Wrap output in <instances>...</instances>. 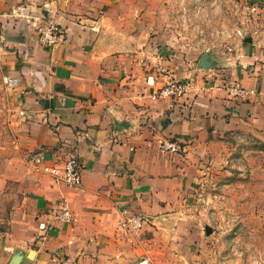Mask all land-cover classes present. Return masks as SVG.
Returning a JSON list of instances; mask_svg holds the SVG:
<instances>
[{
    "label": "crops",
    "instance_id": "1",
    "mask_svg": "<svg viewBox=\"0 0 264 264\" xmlns=\"http://www.w3.org/2000/svg\"><path fill=\"white\" fill-rule=\"evenodd\" d=\"M121 1L0 0L1 75L17 81L7 88L15 150L8 156L0 146L6 165L0 193L13 185L7 167L16 162L14 172L24 177L37 154L59 165L73 157L81 175L76 189L42 174L31 175L29 191L17 186L21 203L0 218L7 226L0 228V264H10L15 254L19 264H104L107 248L113 243L115 250L124 236L145 243L150 264H176L177 241L193 236L187 209H196L199 183L220 139L236 134L264 144V0L255 9L262 25L230 53H209L206 68L200 66L203 54L184 55L163 37L142 42L144 26L119 18ZM46 24L65 33L50 49L37 41V28ZM146 77L157 85L149 86ZM172 78L187 84L186 95L151 99ZM235 83L252 94L232 99ZM167 139L179 142V154L158 153L157 142ZM263 182L241 191V198L248 195L242 222L251 229L264 225ZM63 206L68 223L57 220ZM136 214L145 219L141 230L125 233L122 220ZM226 259L223 264H243Z\"/></svg>",
    "mask_w": 264,
    "mask_h": 264
},
{
    "label": "rangeland",
    "instance_id": "2",
    "mask_svg": "<svg viewBox=\"0 0 264 264\" xmlns=\"http://www.w3.org/2000/svg\"><path fill=\"white\" fill-rule=\"evenodd\" d=\"M257 5V0H122L118 11L119 18L125 23L133 21L136 26H144L141 29L145 31L144 35H139L142 42L160 36L172 49L183 51L184 55L188 51L204 55L230 53L243 44L246 37L262 25V16L255 11ZM11 100L10 91L2 84L0 67V146L8 156H13L15 150L12 144L14 130L8 127L14 120ZM213 154L212 168H208L199 183V198L193 204L196 209L191 204L186 212L194 221L191 223L193 236L184 242L177 241L179 259L176 264H195L199 255L203 256V264H208L210 259L223 264L225 260L229 261L227 255L243 264H264V225L248 228L242 222L241 210L243 201L248 200L244 192L241 198V191L259 186L258 181L264 180V144L251 136L226 135L220 139ZM2 158L0 155V171L4 172L6 165ZM23 162L25 169L27 163ZM15 164L13 161L11 167H7V179L13 185L9 191L0 193L2 219L9 218L10 210L22 201L24 195L17 192V186L21 185L23 191L28 190L34 181L31 175H41L36 167H30L33 172L25 171L29 176L23 177L14 172ZM260 185L264 187V182ZM197 215L201 217L197 219ZM204 223L211 236L205 234ZM0 228L7 230L5 225ZM254 233L259 236L251 237ZM112 247L113 243L104 253V264H137L149 258L145 253L148 248L140 238L124 236L121 242L115 243V250H111ZM241 252H245L242 259L239 258ZM118 253L122 257H118ZM169 264H175V261L169 260Z\"/></svg>",
    "mask_w": 264,
    "mask_h": 264
},
{
    "label": "built area",
    "instance_id": "3",
    "mask_svg": "<svg viewBox=\"0 0 264 264\" xmlns=\"http://www.w3.org/2000/svg\"><path fill=\"white\" fill-rule=\"evenodd\" d=\"M64 30L53 24H46L37 28V41L45 48L50 49L57 46L64 40ZM146 83L149 86H156L157 83L152 77H146ZM2 84L6 88H13L17 85V81L6 76L2 77ZM188 86L184 81L178 79H169L160 87H157L151 99H169L178 100L186 95ZM252 92L244 89L239 83H235L229 90V96L232 99H246ZM156 150L161 155H177L181 151L179 142L172 139L159 140L156 144ZM33 167L42 175L49 176L53 181L62 183L67 188L76 189L81 185L80 166L73 157L66 160L62 165L51 163L44 157L37 154L32 156ZM60 223H68L71 216L68 209L63 206L57 216ZM145 219L142 215L136 214L127 216L121 222V228L125 233H136L141 230ZM40 229H45L43 225H39ZM137 264H150L147 260L142 259Z\"/></svg>",
    "mask_w": 264,
    "mask_h": 264
},
{
    "label": "water",
    "instance_id": "4",
    "mask_svg": "<svg viewBox=\"0 0 264 264\" xmlns=\"http://www.w3.org/2000/svg\"><path fill=\"white\" fill-rule=\"evenodd\" d=\"M207 57H208V54H204L201 57L200 66L203 68L207 67ZM20 256H21L20 254H15L10 264H19Z\"/></svg>",
    "mask_w": 264,
    "mask_h": 264
}]
</instances>
